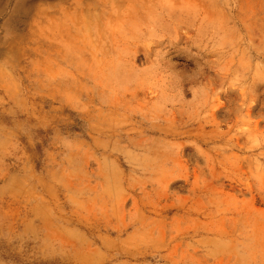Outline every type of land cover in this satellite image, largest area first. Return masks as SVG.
<instances>
[{"label":"rangeland","instance_id":"rangeland-1","mask_svg":"<svg viewBox=\"0 0 264 264\" xmlns=\"http://www.w3.org/2000/svg\"><path fill=\"white\" fill-rule=\"evenodd\" d=\"M0 264H264V0H0Z\"/></svg>","mask_w":264,"mask_h":264}]
</instances>
